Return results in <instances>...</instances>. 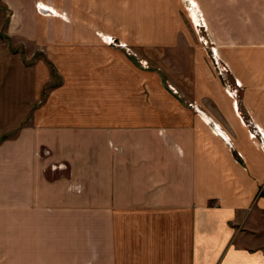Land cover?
<instances>
[{"label": "crops", "instance_id": "1", "mask_svg": "<svg viewBox=\"0 0 264 264\" xmlns=\"http://www.w3.org/2000/svg\"><path fill=\"white\" fill-rule=\"evenodd\" d=\"M4 1L17 13L38 0ZM40 6L83 16L50 17L65 27L50 37L49 55L64 75L49 96L58 112L38 119L51 124L0 144V264H264V144L249 126L251 119L264 134V0H226L224 14H208L211 40L224 46L229 75L242 83L238 97L218 74L154 82L96 33L149 55L178 41L193 54V35L178 20L173 38L169 26L165 36L153 26L142 33L147 15L137 10L151 5ZM123 11H135V20H122Z\"/></svg>", "mask_w": 264, "mask_h": 264}, {"label": "rangeland", "instance_id": "2", "mask_svg": "<svg viewBox=\"0 0 264 264\" xmlns=\"http://www.w3.org/2000/svg\"><path fill=\"white\" fill-rule=\"evenodd\" d=\"M38 0L34 9L22 10L14 13L9 9L4 0H0V144L9 139L16 138L19 131L23 129H44L51 122H40L43 115H50L51 102L49 99L52 89L62 82L63 74L59 72L56 58H51L50 37L51 32L55 30H65L64 26H56L50 22L51 16L65 19L67 16L82 17V10H71L73 14L67 15L66 11L57 9L61 16L40 6ZM141 5H151L152 9L137 10L138 17L147 15L141 20L147 23L145 27L141 22L140 28L144 35L149 33L150 27H154L156 36L166 35V26L170 28L171 38L177 34V21L181 27L193 35L190 43L191 54L187 47L178 42H174L170 47L148 48L151 54L144 49L137 48L128 40L125 42H115L113 34L108 35L96 31L101 39L107 43L119 45L128 53L126 55L135 61L148 76L153 77L154 82L163 86H169V83L203 80L205 77L214 79L211 75H217L218 82L230 84L233 97H238V90L242 83L235 76L231 77V67L226 62L224 55V46H219L217 42L211 40L209 32L208 14L214 17L217 12L225 13L226 0H221V9L219 11L218 0H198L202 8L199 7L197 0H132ZM168 9V10H167ZM136 11V10H135ZM123 11L120 14L122 20H135V15ZM185 12V18L183 17ZM87 12V10L85 11ZM106 24L111 23L113 11L107 9ZM195 14V17L193 16ZM170 16L171 20L167 17ZM89 18H98L97 10H90ZM140 20V21H141ZM221 27L214 30V37L222 34ZM132 33L123 28L121 34ZM200 36L202 39H199ZM213 34L212 38L214 40ZM206 39V40H205ZM202 40V41H200ZM220 43L224 41L219 40ZM133 47V51L130 47ZM168 48V49H167ZM125 51V52H126ZM197 54V55H196ZM147 56L149 63L142 67L140 57ZM222 66V67H220ZM226 71V72H224ZM199 73H201L199 77ZM203 73V74H202ZM224 74L226 76H224ZM224 76V77H223ZM199 77V78H198ZM227 86V85H226ZM54 113L58 111L52 109ZM59 110V109H58ZM249 126L252 137L259 139L260 144H264V134L262 129L256 123L249 119ZM48 147H43L42 155H48ZM46 176L52 178L49 168L46 169Z\"/></svg>", "mask_w": 264, "mask_h": 264}, {"label": "built area", "instance_id": "3", "mask_svg": "<svg viewBox=\"0 0 264 264\" xmlns=\"http://www.w3.org/2000/svg\"><path fill=\"white\" fill-rule=\"evenodd\" d=\"M111 39V42H112V38H110Z\"/></svg>", "mask_w": 264, "mask_h": 264}, {"label": "bare ground", "instance_id": "4", "mask_svg": "<svg viewBox=\"0 0 264 264\" xmlns=\"http://www.w3.org/2000/svg\"><path fill=\"white\" fill-rule=\"evenodd\" d=\"M53 12V11H52Z\"/></svg>", "mask_w": 264, "mask_h": 264}]
</instances>
